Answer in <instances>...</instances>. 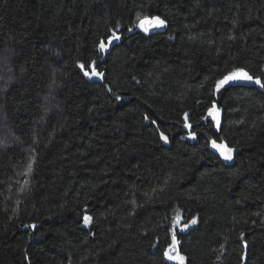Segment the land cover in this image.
I'll list each match as a JSON object with an SVG mask.
<instances>
[{"label":"trees","instance_id":"obj_1","mask_svg":"<svg viewBox=\"0 0 264 264\" xmlns=\"http://www.w3.org/2000/svg\"><path fill=\"white\" fill-rule=\"evenodd\" d=\"M238 69L264 82V0H0V264H177L173 232L185 264H264V89L216 90Z\"/></svg>","mask_w":264,"mask_h":264},{"label":"snow or ice","instance_id":"obj_2","mask_svg":"<svg viewBox=\"0 0 264 264\" xmlns=\"http://www.w3.org/2000/svg\"><path fill=\"white\" fill-rule=\"evenodd\" d=\"M165 21L163 19H160L158 16L153 17L151 19L145 18L140 21L139 27L143 29L144 32H148L151 28H161L164 27ZM131 31V29H129ZM120 36L114 31L112 32L111 36L108 38L107 44L102 40L100 41L98 47L101 51H106L108 46L113 43V41H118L120 40ZM80 69H85V65L81 63L79 65ZM90 71L89 70H84L83 75L86 77H92V76H99L103 77V73L97 72L96 70V64L95 61H93L89 65ZM230 81H247V82H252L258 85L261 89H264V82H262L258 77L254 78L252 75H249L246 71L243 69H238L237 71L225 76L223 79L219 80L216 84V90L219 91V89L228 84ZM119 99V97H117ZM187 113H185V118H187ZM208 115L213 117V119H216L217 126H219V120L217 118L218 116V110L216 108V105L213 104L211 108L208 109ZM145 119H148L147 116H145ZM152 123H156L155 121H152ZM185 127H191L189 124H185ZM189 135L192 138H195V133L191 132ZM160 138L167 143L168 142V137L163 133L160 132ZM212 147L217 149L219 151L220 156H222L225 160H231L233 158V149L228 147L227 145L221 143L217 144L215 140L211 142ZM29 172H31V166H29ZM27 183V181H26ZM84 223L87 224L90 220L91 217L88 215H84L83 217ZM192 224L196 223V220L193 219L191 221ZM31 227L35 228V225H32ZM184 228H187L188 225L184 224ZM177 240L175 236V232L172 234V243L169 245V250L164 252V256L171 261H176L177 264H185V257L180 255L179 252L177 251ZM175 253V254H171Z\"/></svg>","mask_w":264,"mask_h":264},{"label":"rangeland","instance_id":"obj_3","mask_svg":"<svg viewBox=\"0 0 264 264\" xmlns=\"http://www.w3.org/2000/svg\"><path fill=\"white\" fill-rule=\"evenodd\" d=\"M239 83H246V81H237ZM12 83L6 78V77H1L0 76V97L3 96L4 93V89L9 87ZM43 104H44V108L46 113L50 116H62L61 115V111H60V106L58 104L57 98H55V96L51 93H48L44 98H43ZM220 113L218 112V120H219V125H220ZM211 119L215 122L216 127L217 123H216V119H213V117H211ZM5 121H4V113L0 112V128L4 127ZM6 131V130H5ZM4 131V132H5ZM4 134V133H3ZM11 139V138H10ZM12 140V139H11ZM0 147L1 149H4L6 147H9V144H7L4 140L0 141ZM173 254V253H171Z\"/></svg>","mask_w":264,"mask_h":264},{"label":"water","instance_id":"obj_4","mask_svg":"<svg viewBox=\"0 0 264 264\" xmlns=\"http://www.w3.org/2000/svg\"><path fill=\"white\" fill-rule=\"evenodd\" d=\"M167 29H168V27H167V24L165 23L164 27H161V28H151L147 33L144 32L143 29L138 26L137 27V32L143 34L146 37H152V36H156V35H164L166 33ZM115 44H116V42H113L111 45H109L106 51H101L99 49V53L102 54V55H104V56L109 55L111 49L115 46ZM88 80L91 81V82L101 83V81L103 79L100 78L99 80H97V76H95V77L88 78ZM161 141L163 143V146L168 148V145H169L168 142L165 143L162 139H161ZM210 150H211V153L219 161H221L222 163H227V164L232 163L234 161L235 156L238 154V152L233 151V158L231 160H225L222 156H220L219 151L217 149H215V148H213L211 146V149Z\"/></svg>","mask_w":264,"mask_h":264}]
</instances>
